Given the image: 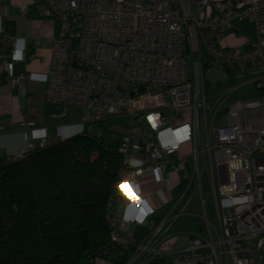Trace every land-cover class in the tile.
Returning a JSON list of instances; mask_svg holds the SVG:
<instances>
[{
  "label": "built area",
  "instance_id": "1",
  "mask_svg": "<svg viewBox=\"0 0 264 264\" xmlns=\"http://www.w3.org/2000/svg\"><path fill=\"white\" fill-rule=\"evenodd\" d=\"M35 1L46 7L40 16L60 21L52 36L33 39L51 52L49 71L17 74L15 66L31 60L27 38L0 26V85H18L25 94L26 82L43 83L46 100L59 107L56 118L83 109L88 121L82 133L98 140L105 121L130 119L123 132L109 127L108 140L119 138L122 166L108 204L110 246L104 254L109 256L111 249L125 254L123 264L165 258L174 264H264V0H239L225 9L213 0ZM235 21L253 24L256 39L235 30L245 45H223L218 37L233 30ZM209 68L226 76H249L250 68H258V74L210 95L204 79ZM248 87L257 95L234 97ZM187 109L192 122L174 124ZM221 110L223 122L214 127ZM25 114L21 126L30 143L7 157L8 163L53 144L46 132L32 128L42 116L33 108ZM186 142H192V151L182 155ZM147 173L156 186L165 184L166 174L180 176L178 195L159 218L144 197ZM206 178L218 225L206 208ZM197 199L203 226L187 233L186 248L165 251L163 243ZM133 226H146L149 233L137 240Z\"/></svg>",
  "mask_w": 264,
  "mask_h": 264
},
{
  "label": "trees",
  "instance_id": "2",
  "mask_svg": "<svg viewBox=\"0 0 264 264\" xmlns=\"http://www.w3.org/2000/svg\"><path fill=\"white\" fill-rule=\"evenodd\" d=\"M118 139L103 144L82 133L16 162L0 158V264H93L110 256Z\"/></svg>",
  "mask_w": 264,
  "mask_h": 264
},
{
  "label": "crops",
  "instance_id": "3",
  "mask_svg": "<svg viewBox=\"0 0 264 264\" xmlns=\"http://www.w3.org/2000/svg\"><path fill=\"white\" fill-rule=\"evenodd\" d=\"M22 9L26 10V14L22 13ZM44 10L43 5L35 0H1L0 26L10 24L13 33L27 38V45L30 49L31 60L27 64H17L15 66L17 74L25 72L46 73L49 71L51 52L37 47L33 39L52 36L60 24L56 19H43L44 16H40V13ZM218 38L223 45L230 47H243L246 42L245 39L237 38L231 31L225 35H220ZM45 91L46 86L43 83L33 81L26 82L25 94L21 93L18 85H0V123H3L4 126L3 131L0 132V158L15 156L30 143L26 141L24 129L21 126L22 120L26 118L27 108L35 109L42 116L41 122H36L32 128L41 129L39 134L46 132L53 142L63 141L82 134L88 121V115L80 112V108H72L67 118H56L59 107L46 100ZM38 143V141L34 142L35 145ZM166 177L168 178L167 181L160 186L153 183L149 173L143 178L144 197L157 209L154 218L162 216L159 215V212L166 209V205L177 193L176 186L180 176L170 173L166 174ZM189 232L191 231L174 229L163 243L162 248L165 251L186 248L189 242L187 236ZM148 233L149 230L146 226H133L131 229V234L137 240H142ZM180 242L183 244L180 245ZM166 259L171 258H165L158 264H166ZM125 260V254L113 250L109 257H98L93 264H123Z\"/></svg>",
  "mask_w": 264,
  "mask_h": 264
},
{
  "label": "rangeland",
  "instance_id": "4",
  "mask_svg": "<svg viewBox=\"0 0 264 264\" xmlns=\"http://www.w3.org/2000/svg\"><path fill=\"white\" fill-rule=\"evenodd\" d=\"M216 3V6L220 9H225L233 4H235L239 0H213ZM249 1V0H248ZM44 9L46 8L43 6ZM56 19L58 23L60 24V21L54 17V16H44L43 19ZM58 24V25H59ZM234 29L231 30L232 34H235V30H239L241 33H244L247 35L250 39L255 40L256 34H255V28L253 24L248 23L247 21H235L234 23ZM60 26L57 28L59 29ZM249 76L247 73L241 74V73H233L232 75H224L222 71L214 70L212 68L206 69L204 71V79L207 86V92L210 95H215L218 92L224 90L225 88H229L241 81L246 80V78L253 77L258 74V68H250L249 69ZM253 87H248L246 89H242L238 91L235 94V98H252L255 95H257V92L252 91ZM225 110V107L222 108ZM223 110L220 111L219 117L216 118L214 127H218L222 122L223 119L220 120V115H223ZM80 112L87 115L86 112L83 109H80ZM80 115V113H78ZM203 113H200V119H201V132L203 134L204 132V120H203ZM212 118V116H211ZM219 119V121H218ZM187 122H192V111L189 109L184 110L183 113L177 120H175L174 124H183ZM210 122L211 119H209V128H210ZM130 123L129 117H118V118H111L107 121H105L102 124V132L103 137L100 139V142L103 144H106L108 142V135H109V127L113 126L116 130L125 131V129L128 127ZM212 132V131H211ZM182 147V154H190L192 151V142L183 144ZM215 190L218 192V183L215 182L214 184ZM203 189H204V199L206 203V208L209 214L210 219L218 225V219L216 214V207H215V198L213 193V188L210 185L209 181L206 179L203 180ZM177 193L174 194V196L177 197ZM166 210H162L159 212V215H163ZM188 212H191L189 214L182 215L181 218L178 220L175 225L176 230H190V231H199L201 229V226H203V206H201V201L199 199L195 200L193 204L189 207ZM183 244V242H180V245ZM166 264H174L172 259H166Z\"/></svg>",
  "mask_w": 264,
  "mask_h": 264
}]
</instances>
